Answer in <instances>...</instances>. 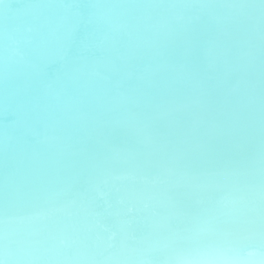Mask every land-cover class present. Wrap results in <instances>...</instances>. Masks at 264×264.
Listing matches in <instances>:
<instances>
[{"label":"water","instance_id":"obj_1","mask_svg":"<svg viewBox=\"0 0 264 264\" xmlns=\"http://www.w3.org/2000/svg\"><path fill=\"white\" fill-rule=\"evenodd\" d=\"M231 2L0 0V205L17 195L9 176L19 168L21 219L13 231L47 235L66 229L61 235L68 237L47 250L43 244L9 248L6 223L5 262L13 249H25L24 264H130L126 257L133 254L139 264L153 259L192 264L212 237L189 239L190 224L177 218L176 209L223 206L233 214L221 218V230L237 215L259 213L264 101L259 4L243 6L246 11L235 19L199 26L188 43L134 62L127 76L110 72V58L95 56H103L109 24L128 38L130 19L114 14L119 7L114 4ZM151 23L146 18L144 31L134 38L149 43ZM93 34L100 39L85 50ZM34 63L38 69L26 73ZM70 64L80 66L75 78L68 75ZM13 65L18 72L10 76ZM45 208L52 210L48 217L29 218ZM93 209H107L103 221L113 224L109 231ZM162 214H171L170 221L159 222ZM127 225L130 231L116 239ZM86 230L102 233L101 242ZM228 234L227 252L264 253L261 229ZM66 244L73 255L57 254ZM115 244L120 249L105 254Z\"/></svg>","mask_w":264,"mask_h":264},{"label":"snow or ice","instance_id":"obj_2","mask_svg":"<svg viewBox=\"0 0 264 264\" xmlns=\"http://www.w3.org/2000/svg\"><path fill=\"white\" fill-rule=\"evenodd\" d=\"M249 4H259L261 13V22L264 24V0H258V3H248L246 0H233L231 3L225 4H200V5H182L176 3H129V4H114L119 7H113L114 14L122 17H127L130 22L127 23L128 38H122L120 29L113 27L111 24L107 26V39L102 46L103 56L100 52H96L95 56L98 59L110 58V72L120 73L124 76L128 75V68L136 61L141 60L146 56L158 57L164 54L166 49L177 42L183 41L188 43L192 34L196 29L203 25L214 22H225L235 19L240 14H243L246 9L243 7ZM198 9L193 13L184 14L179 12L183 8ZM221 10V11H217ZM152 21L149 31L152 33V39L145 44L139 41L137 37L139 33L144 31L145 19ZM103 31V29L101 30ZM100 36L93 34L85 42L83 47L87 50V46L93 40H99ZM27 55V54H26ZM39 65L34 63L27 72H33L38 69ZM10 76L17 75L18 68L13 65L8 66ZM80 72V66L69 65L68 75L70 78H75ZM134 98H129L132 101ZM260 126L262 133L261 151H260V169H259V218L261 227V236L264 238V101H262L260 112ZM20 166L26 165L23 162L17 161ZM99 167V165H97ZM96 180H100L97 176ZM9 182L14 186L17 193L16 196L10 198L6 207L0 205V264H5L4 249H5V224L8 225L7 241L11 248L13 245L25 247H39L43 245L54 246L60 240H68L67 236H62L61 233L66 229H61L57 233L49 232L47 235H42L39 231L30 233L15 232L12 225L20 221L21 217L17 212V198L20 191L21 182L19 180V168H14L9 176ZM203 204V202H201ZM175 209L176 205H172ZM50 209H38L29 218L48 217L51 214ZM107 209L100 211L93 209V215L96 216L98 222H102L105 218ZM177 218H187L190 227L185 231L189 239L195 240L201 234H207L212 239L202 248L197 249V255L201 257L199 260L193 261L192 264H219L215 259L216 256L223 255L227 249L223 246L228 242L229 234L219 228L221 218L223 216L232 215L233 213L223 206L216 209L207 208H179L176 209ZM7 217V220L5 219ZM167 217H159L161 223L167 221ZM108 227H104V231H109ZM72 234L75 235V228H72ZM112 238H115L113 233Z\"/></svg>","mask_w":264,"mask_h":264},{"label":"bare ground","instance_id":"obj_3","mask_svg":"<svg viewBox=\"0 0 264 264\" xmlns=\"http://www.w3.org/2000/svg\"><path fill=\"white\" fill-rule=\"evenodd\" d=\"M162 215H163V217L168 218L166 222L170 221V215L171 214H162ZM185 219L187 220V218H185ZM257 220H260L259 213H256V214L252 213L250 215H246V214H242L239 216L237 215L236 222L228 223L226 226H224L222 228V231L232 233V232H237V231H250V230H255V229H261V227L259 226L260 222H259V224L256 223ZM109 222H110V220H105V221H102L100 223H103L106 227H108L110 229L113 224H108ZM166 222H164V223H166ZM132 227H134V224H131L130 228H132ZM120 228H121V226L119 224L114 225L113 233H116L117 230ZM130 228L128 225H127V228H126V226H124L123 230L120 231L119 237L116 239H121L122 233L126 230L130 231ZM85 233L93 235L95 237V240L97 241V243L101 242L99 240V238H100L102 233L97 234L98 232L95 230H92V231L86 230ZM98 236H99V238H98ZM133 236H134V233H133ZM172 237H174V236H171V238ZM113 242L116 243V240H114ZM44 248L47 250V249H50L51 247L48 245H45ZM119 249H120L119 245H117V244H115L114 246L112 245V247L105 254H108V253H111L114 251L117 252ZM256 250L257 249H255V251L250 255V257H243L242 256L243 254H241L242 252H240L241 255H239V254H232L231 252L225 251L223 255L216 256L215 259L219 262V264H264V253L260 250H258V251H256ZM74 252H75V249L67 247V244H66L64 246V249L57 254H62V255L69 257V256L73 255ZM38 254H40V253H38ZM133 255L134 256L132 258L131 257H126V258L131 259L132 263H130V264H139L140 258H138V256H136L135 254H133ZM25 256H26L25 249L20 250V251L13 249V256L8 261H6L5 264H13V263H15V261H18L20 264H24L27 260V258ZM102 258L103 257H100L98 259L100 260ZM127 261L130 262V260H127ZM96 264H101V263L97 262ZM143 264H147V263L143 262ZM150 264H162V263H160L156 259H153Z\"/></svg>","mask_w":264,"mask_h":264}]
</instances>
